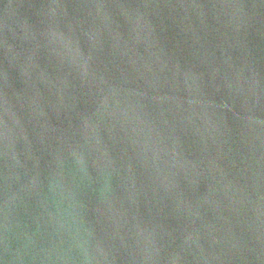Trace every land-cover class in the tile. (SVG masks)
I'll return each instance as SVG.
<instances>
[{
    "label": "water",
    "instance_id": "95a60500",
    "mask_svg": "<svg viewBox=\"0 0 264 264\" xmlns=\"http://www.w3.org/2000/svg\"><path fill=\"white\" fill-rule=\"evenodd\" d=\"M0 264H264V0H0Z\"/></svg>",
    "mask_w": 264,
    "mask_h": 264
}]
</instances>
